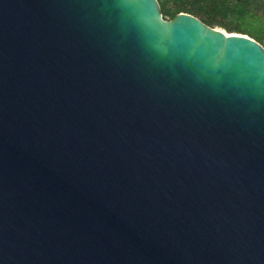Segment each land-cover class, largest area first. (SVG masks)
I'll use <instances>...</instances> for the list:
<instances>
[{"label": "water", "instance_id": "obj_1", "mask_svg": "<svg viewBox=\"0 0 264 264\" xmlns=\"http://www.w3.org/2000/svg\"><path fill=\"white\" fill-rule=\"evenodd\" d=\"M0 264H264V39L0 0Z\"/></svg>", "mask_w": 264, "mask_h": 264}, {"label": "trees", "instance_id": "obj_2", "mask_svg": "<svg viewBox=\"0 0 264 264\" xmlns=\"http://www.w3.org/2000/svg\"><path fill=\"white\" fill-rule=\"evenodd\" d=\"M165 17L187 12L211 26L263 42L264 0H158Z\"/></svg>", "mask_w": 264, "mask_h": 264}]
</instances>
